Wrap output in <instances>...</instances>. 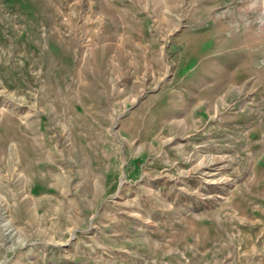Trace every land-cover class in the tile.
<instances>
[{"label":"rangeland","instance_id":"374dc122","mask_svg":"<svg viewBox=\"0 0 264 264\" xmlns=\"http://www.w3.org/2000/svg\"><path fill=\"white\" fill-rule=\"evenodd\" d=\"M0 264H264V0H0Z\"/></svg>","mask_w":264,"mask_h":264},{"label":"bare ground","instance_id":"6f19581e","mask_svg":"<svg viewBox=\"0 0 264 264\" xmlns=\"http://www.w3.org/2000/svg\"><path fill=\"white\" fill-rule=\"evenodd\" d=\"M207 165V164H206ZM204 176V175H203ZM214 179V178H213Z\"/></svg>","mask_w":264,"mask_h":264}]
</instances>
